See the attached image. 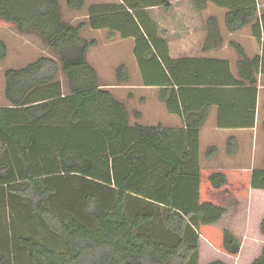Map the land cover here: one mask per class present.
Wrapping results in <instances>:
<instances>
[{
    "label": "trees",
    "instance_id": "1",
    "mask_svg": "<svg viewBox=\"0 0 264 264\" xmlns=\"http://www.w3.org/2000/svg\"><path fill=\"white\" fill-rule=\"evenodd\" d=\"M122 1L87 8L86 0H67L69 10L87 9L89 16L72 24L61 0H0V27L38 37L56 58L41 57L4 74L0 264H199L200 238L231 258L240 254L241 240L214 225L234 200L249 198L251 189L264 190V171L202 168L200 134L216 104L218 128L254 126L256 89L208 88L245 83L256 88L264 76V45L263 56L250 60L231 44L240 58L241 81L231 75L223 81L222 74L219 81L208 79L207 67L216 62L171 59L167 32L148 13L150 8L169 13L179 0ZM192 4L198 11L210 4L224 9L228 33L251 26L264 40L258 0ZM88 28L107 30L109 41L117 36L135 41L143 85L159 88V100L170 112H180L179 97L191 98L182 104L184 127L131 126L128 106L104 88L88 61L89 50L98 45L84 37ZM207 28L203 51L221 48L218 19L209 17ZM7 56L0 40V64ZM115 77L118 85L128 84V67L121 64ZM214 92L222 101L207 99ZM243 95L251 97L245 111ZM234 148L230 138L228 153L235 154ZM252 264H264V250Z\"/></svg>",
    "mask_w": 264,
    "mask_h": 264
},
{
    "label": "crops",
    "instance_id": "2",
    "mask_svg": "<svg viewBox=\"0 0 264 264\" xmlns=\"http://www.w3.org/2000/svg\"><path fill=\"white\" fill-rule=\"evenodd\" d=\"M66 1L61 0L63 15L65 19H67V15L70 14V19H67L68 22L72 24L85 23L89 20L88 12L82 14L81 11H73L69 10L66 6ZM87 8L94 5H121L123 4L122 0H94L91 5H88V0H86ZM180 3V1L178 2ZM192 3V0H191ZM259 3V18L264 15V0H258ZM177 2L173 3V8L168 13L161 8H150L156 9L157 11L164 12L163 17H161V21L165 22L168 15H171L170 24L172 25V34L173 39L167 38L166 41L169 45L170 58L173 60H207L216 62L214 65H208L206 70V75L208 79L215 78L216 81L218 75L222 74L225 81V77L228 75L233 76L237 81H241L240 74L238 70V64L240 61L239 56L236 54L235 50L231 46L232 43L239 45L243 48L246 56L250 60H254L258 57L263 56V45L264 40H258L253 33L252 27L245 28L244 30L237 33H228L225 24V18L227 11L221 8H217L216 6L209 5L207 10L197 11L196 15L200 18L201 22L197 26V24H192L191 21H186L188 15L178 12L176 8ZM175 6V7H174ZM87 10V9H86ZM162 10V11H161ZM79 14V15H78ZM77 16H83V21L75 23L74 18ZM154 16V14H153ZM152 17V16H151ZM209 17H216L219 22V27L224 36V42L221 48L212 49L208 51H203L204 45L208 36V28H207V20ZM153 20L157 23L160 29H163L161 26V22L158 23L155 17H152ZM1 32H5L3 35L0 33V40L4 41L8 47V56L6 60L0 64V107H5L8 105L7 100L5 98V71L10 69H22L27 65L37 61L41 57H52L56 59L54 56L39 45H29L32 51L31 55L33 57L28 60L19 61L17 64L9 65L12 63H8L10 59V49L11 47L15 48L16 45L19 47H23L24 44L19 40L20 33L14 28H6L0 27ZM87 31H90L93 34H101L106 32L107 30H98L93 31L91 29H87L84 33V37L89 40H96L97 38L88 39L85 35ZM23 35V34H22ZM120 40H122L119 36H117ZM25 39V38H24ZM132 41L131 48V61L126 62L122 61L116 67L118 68L121 64H125L129 68L130 72V81L126 85H108L104 86L105 89L112 92L116 99L126 104L128 107L132 102H139L140 104H144L145 106L152 109L155 105L158 107V111L161 113L159 117H161L160 121L164 124H159L165 128H181L184 127L185 121L183 112V102L186 105H189L190 97L188 98H180V112L172 113L168 110L166 104L160 102L159 100V88L155 87H146L143 85L142 77L134 57V48L135 41L133 39H129ZM122 40V41H129ZM11 41H13L11 43ZM27 44V43H26ZM101 46L99 44L96 47ZM129 46V45H128ZM24 48V47H23ZM22 48V49H23ZM25 49V48H24ZM92 49V48H91ZM88 52V61L89 54ZM17 50V49H15ZM21 55V54H20ZM23 58H26L23 56ZM25 61V62H24ZM135 62L137 68L135 66ZM221 63H227L229 68H226V65H221ZM91 64V63H90ZM96 70L97 68L92 65ZM116 68V69H117ZM115 69V72H116ZM210 69V73H209ZM224 70L223 73L221 70ZM213 70V71H212ZM229 70V71H228ZM98 72V71H97ZM138 72L140 77H138ZM114 77L115 73L113 71ZM100 76V73H98ZM210 75V78H209ZM100 78V77H99ZM63 80V79H62ZM116 80V77H115ZM225 85V84H219ZM191 89V88H190ZM208 89H214V91H232L234 89H256L257 97H256V110H255V122L254 126L251 128H228V129H220L218 128V117H219V107L216 104L213 106L210 116L201 130L200 134V165L202 168H212V169H224L230 171H240V172H250L251 174L255 171H264V76L260 74L259 76V84L256 86H250L248 83H245V86L233 87V86H213ZM123 93V94H121ZM214 96H208V100L212 102L222 101V97L214 92ZM243 107L246 110V107H249L251 103L250 95H243ZM148 110V108H147ZM130 111V110H129ZM140 110H135L134 113L130 114V124L131 126L135 125H143V120L149 118L148 116H144ZM246 114V113H245ZM229 124V123H226ZM244 124L243 120L241 123ZM156 125V126H159ZM156 126H144V127H156ZM230 138H233L237 144V148H234L235 154L228 153V141ZM210 148L216 149L215 151H209ZM233 149V148H232ZM264 220V190L259 189H251L249 198L247 199H237L234 200L231 206L228 208L227 215L223 218L221 222L214 225L215 228L225 230H230L235 236H237L241 240V251L237 258H231L215 248H213L207 241L203 238L199 240V264H211L216 261H222L225 264H252L256 260H258L263 253L264 250V235L261 232V224Z\"/></svg>",
    "mask_w": 264,
    "mask_h": 264
},
{
    "label": "rangeland",
    "instance_id": "3",
    "mask_svg": "<svg viewBox=\"0 0 264 264\" xmlns=\"http://www.w3.org/2000/svg\"><path fill=\"white\" fill-rule=\"evenodd\" d=\"M179 1H180V3H178ZM179 1H176L177 2L176 8L178 9L177 11L184 14L185 16L188 15V18L186 21L189 20L192 22V24H195V25L197 24V26H198L200 24L201 20L198 17V15H196L197 11H195L196 9L194 8L193 4L191 3V0H179ZM93 2H94V0H88V5H91ZM63 3H64V0H63ZM123 3H125V2H123ZM127 4H129V3H126V5ZM81 12H82V14H85V13H87V10H84ZM206 12H208V10ZM148 13L150 14V16L155 17V19L157 20L158 23L161 22V25H162L161 27L163 29H160V28L159 29H160V31L165 30L167 32L166 39L170 38V40H172L173 34H172V28L171 27H172V25L173 26H175V25L170 24V21L172 20L171 15L173 13L171 15L167 16V19L165 22L160 20L161 17H163V15H162V14H164L163 11L160 12V10L157 11L156 9H148ZM153 14H154V16H153ZM67 19H70V14L67 15ZM83 19H84L83 16H77L76 18H74V21H75V23H78V22L83 21ZM0 33H2V35H3L5 32L0 31ZM85 35L87 36L88 39H92L94 37L97 38L98 39L97 43L99 42V44H101V46H99L98 48H92L90 51V54H89V60H90L89 62L91 63V65H94L97 68L96 71H98V73H100L99 77H100L101 84L103 86H107V84L108 85L116 84L115 83L116 80H115L113 71L115 73V69L117 68L116 66L118 64H120L122 61H126V62L130 63L131 57H132V53H131L132 51H131L130 46H132L131 45L132 41L131 40L122 41L118 37L114 41H109L107 39L106 32L101 33V34H93L90 31H87V33ZM19 40L24 43L22 46L25 49L21 46L19 47L14 42L13 45L15 44V48L11 47L10 59L8 60V63H12V64H8V66L19 63V61H21V59H23V60L31 59L33 57V55H31V53H32V51H34V49L32 51H30L31 48L29 47V45H32L35 48H36L35 45H39L41 48H43L42 42L38 39V37H36L34 35H30V34L22 35L20 33ZM12 42L13 41H11V43ZM15 49H17V50H15ZM23 56L26 58H23ZM135 66L137 68L136 62H135ZM138 77H140L139 72H138ZM121 94H123V93H121ZM151 106H153L152 109L145 106L144 104H140L139 102L135 101V102L130 103V106L128 108L130 110L131 115L137 109V110L142 111L141 112L142 115L149 117V118H147V119L145 118L143 120L144 126H156L159 124H164L162 121H160L161 117H159V115L161 113L158 111V107L155 105H150V107ZM147 108H148V110H147Z\"/></svg>",
    "mask_w": 264,
    "mask_h": 264
}]
</instances>
